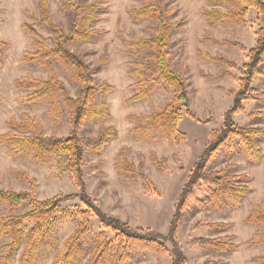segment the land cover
<instances>
[{
  "label": "trees",
  "instance_id": "16d2710c",
  "mask_svg": "<svg viewBox=\"0 0 264 264\" xmlns=\"http://www.w3.org/2000/svg\"><path fill=\"white\" fill-rule=\"evenodd\" d=\"M142 6H133L129 15L135 23L149 21L153 23L149 37L134 36L129 40L122 39L128 56V76L134 80L130 88L132 96L125 103H136L149 99L155 92L172 90V98L160 108L145 115H129L127 119L135 124L131 133L141 138L153 140L164 139L170 145L185 140V135L178 129L179 122L185 114L194 119L189 107V92L184 70H173L172 60L176 53L172 50L171 36L178 32L179 22L170 20L176 8L166 9L162 0H138ZM202 16L210 27L222 26L232 29L247 23L250 9L258 14L260 28L255 32V46L247 49L242 43L228 40L215 41L212 35L202 39L204 44H218L221 47L248 54V62L238 67L234 62L224 58H212L205 52H198L204 60L214 62L220 67L235 69L239 76L223 72L215 76V80L231 79L237 84L231 106L222 117L220 129L209 134L202 153L195 161L186 182L179 194L167 233L156 230L132 227L118 218L107 215L87 192L84 180L85 144L95 152L103 150L113 138V128L100 127L93 139H84L77 132L88 121L102 124L110 115L108 105L104 101L106 95L113 91L107 83L97 84L93 77L96 72L84 60L82 54L71 50L95 42L103 34V30L95 28V23L103 19L108 12L102 0H63L61 10L70 17V25L65 30L53 22L50 16L48 0H38L39 20L30 17L33 25L43 26L50 34V43L32 25L24 24L25 35L32 39V50L23 53L22 61L45 69V79L25 75L14 81L15 88L23 95L18 97L21 104L46 103L49 106L50 120L58 118L63 105L68 115L70 133L67 137H59L55 133L45 135L41 121L36 117L22 114L21 118L10 119L9 130L0 134V146L8 148L14 157H25L40 161L44 157L63 158L65 171L71 177L78 192L74 194H58L52 198L38 200L36 197V180L23 172L12 171L14 176L28 184V191H15L11 188H0V205L8 208V215L0 216V264H39L47 256L46 249L55 248L54 224L58 219L78 220L75 229L62 242L61 247L53 255L50 264H79L87 255L85 264H126L129 251L144 250L158 255L171 257L170 264H189L177 238L182 214L194 199V190L199 185L208 186V194L201 200L195 199L197 207L205 210L208 206L217 210L238 208L241 199L250 189L243 183L249 178L245 175L221 176L219 173L207 172L209 161L225 145L233 139L237 140L243 155L252 164L261 161L262 153L258 140H264V129L243 128L238 126L233 117L243 112V104L248 102L263 103L260 99L262 89L252 84L256 79H264V0H204ZM122 36L121 32H119ZM123 37V36H122ZM7 43L0 41V68L5 58ZM104 57V56H103ZM107 59L106 57H104ZM101 58L99 68L105 66ZM51 61L57 62L68 72L80 86L76 97H72L57 73L51 67ZM103 100L95 104L96 96ZM256 117H264V112L253 113ZM151 163L160 171L167 169L165 159L158 160L150 154ZM116 170L121 175L137 174L145 189L158 196L159 192L153 183L126 159V150L122 149L116 156ZM182 170V168H180ZM72 199L79 205L70 206ZM24 205L29 210L22 214L13 212ZM69 206V207H68ZM245 219V224L259 226L262 229L251 237L252 246L264 247V206L260 205ZM3 212L0 211V214ZM96 219L99 229L94 233L91 219ZM31 225L28 229V225ZM224 223L207 224L205 228H226ZM199 225L195 226L197 229ZM93 239V246L88 250L86 240ZM228 236L215 239H194L192 242L201 247H210L220 252L233 251L236 245ZM20 252V255L18 253ZM264 261V257L262 258ZM203 264H227L220 261H208ZM261 264H264L261 263Z\"/></svg>",
  "mask_w": 264,
  "mask_h": 264
},
{
  "label": "rangeland",
  "instance_id": "374dc122",
  "mask_svg": "<svg viewBox=\"0 0 264 264\" xmlns=\"http://www.w3.org/2000/svg\"><path fill=\"white\" fill-rule=\"evenodd\" d=\"M108 12L103 19L95 23V28L103 30V34L95 42L71 50L82 54L85 62L96 70L93 77L97 84L107 83L114 89L106 95L104 101L108 105L110 117L102 124L88 121L82 125L77 134L84 139H93L102 126L113 128L116 137L103 150L95 152L85 144L84 180L89 195L95 199L100 208L109 216L120 219L132 227H142L166 234L181 189L190 171L203 151L209 134L220 129L222 117L231 106L237 84L231 79L215 80L214 77L223 72L239 76L235 69L220 67L214 62L202 59L198 52H205L212 58H224L242 67L248 62V54L227 49L218 44H204L202 39L212 35L215 41L228 40L242 43L247 49L255 46V32L261 24L258 14L250 9L247 23L226 29L222 26L210 27L202 16L207 7L204 0H162L166 9L176 8L170 20L179 22L178 32L171 36L172 50L176 56L172 60V68L184 70L189 92V107L194 119L183 111L178 129L185 135L179 144H169L164 139L153 140L141 138L131 133L135 124L127 119L129 115H145L160 108L172 98V90L155 92L149 99L136 103H125L133 94L130 86L134 82L128 72V56L122 39L129 40L134 36L149 37L153 23L144 21L135 23L129 15L133 6H142L138 0H102ZM49 12L54 23L65 30L70 25V17L63 13V0H48ZM38 0H0V41L7 43L5 58L0 68V134L9 130L7 123L12 118L19 120L22 114L38 118L44 128L45 135L55 133L59 137H67L70 133L68 115L63 105L61 114L53 121L49 117V106L46 103L21 104L18 97L22 92L15 88L14 81L25 75L45 79L46 70L22 61L23 53L32 50V39L25 35L24 24L32 25L50 43V34L45 27L33 25L30 17L39 20ZM121 32L122 36L118 35ZM107 59H105L104 57ZM101 58L105 66L99 68ZM51 67L57 73L72 97H76L80 86L73 79L72 73L65 70L57 62L51 61ZM264 70V65L261 66ZM255 88L262 89L260 99L263 103L248 102L243 104V112L234 115V122L243 128L264 129V117H256L253 113L264 112V79H256ZM103 98L96 96L95 104ZM262 158L258 164L247 161L236 139L223 146L209 161L206 173H219L221 176L245 175L248 182L243 183L250 191L242 199L238 208L217 210L208 206L205 210L197 207L195 199L201 200L208 194L207 185H199L194 190V199L182 214L177 238L189 264H203L208 261H220L227 264H261L264 261V247L252 246L251 237L262 228L245 224L251 211L264 206V140H258ZM126 150V159L136 170L143 173L158 190L153 195L145 189L141 179L135 173L121 175L115 167L116 156ZM158 160L167 161L165 171L158 170L150 161V154ZM63 158L44 157L27 159L14 157L8 148L0 146V188H11L15 191H28L26 182L17 179L12 171L23 172L36 180V197L38 200L52 198L58 194H74L78 190L71 177L65 171ZM182 168V170H180ZM79 205L72 199L70 206ZM69 207V206H68ZM29 210L28 205L15 210L14 214H22ZM0 216L10 214L8 208L0 205ZM94 233L99 229L96 219H91ZM78 220L58 219L54 224L55 248L46 249L47 258L39 264H50L53 255L61 247L62 242L75 229ZM224 223L226 228H205L207 224ZM199 225L197 229L195 226ZM31 225H28L29 230ZM228 236L236 245L235 250L220 252L210 247H201L192 240L204 238L215 239ZM88 250L93 246V239L86 240ZM7 244V239L0 242ZM1 254V249H0ZM20 255V252L17 256ZM88 255L79 264H85ZM171 257L156 253L132 249L129 251L126 264H170ZM16 264V263H15Z\"/></svg>",
  "mask_w": 264,
  "mask_h": 264
}]
</instances>
